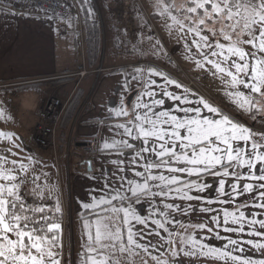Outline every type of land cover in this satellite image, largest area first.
Segmentation results:
<instances>
[{"label":"crops","instance_id":"1","mask_svg":"<svg viewBox=\"0 0 264 264\" xmlns=\"http://www.w3.org/2000/svg\"><path fill=\"white\" fill-rule=\"evenodd\" d=\"M64 1L69 4L76 16L46 15L33 8H22L11 0H0V112L3 113L0 116V132L14 134L11 139L0 137V157H6L9 161L7 164L0 161V169L12 168L10 162L13 160L22 162L26 165V170L19 169L17 165L14 174L18 173L23 177L21 188L28 193L45 198L57 196L63 198L62 194L65 192L69 210L75 214V217L71 216V218L80 225L77 229L68 231V235L63 238L64 241L68 239L69 244L72 243V239L75 241L74 247L71 245L66 251L65 264H85L89 241L88 231L82 230L81 223L83 220L91 223L98 217L107 218L105 222L109 223L113 231L119 228L125 243L128 227H132L135 233L142 234L137 236V241L148 248L147 252L143 247L134 248L131 255L106 251V255H110L113 261L119 260L120 264H129V262L144 264L145 261L147 264H157L152 256H156L163 264H238L232 260L225 261L202 254L200 245H203L204 251L209 249L222 251L228 239L243 241L237 246H228V251L232 255L259 264V261L264 260V250L254 245L257 242L264 243V237L249 235V232L264 230L259 229V225L249 227L245 224L243 233L226 231V228H237L239 225L232 224L230 216L229 223L225 224V211L234 213L240 209L245 212L249 220L264 219V210L258 207H242L262 202L254 199L253 195L244 194L233 201L235 195L233 185L236 183L234 176H224L222 168L216 169L221 173L220 175L211 172L203 173L199 177L188 176L186 173L176 174L183 182L196 181V187L188 192V195L193 197L190 200L178 198L179 194L164 198V203L181 206V211L172 213L168 218L178 223H168L159 215H151L157 209L163 210L161 197L141 195L137 200L128 190V181L137 182L142 179L134 175L133 168L136 171H144L139 166L144 161H137L136 165L131 164L134 151L140 147L139 142L129 140L136 147L123 149V154H120L119 148L116 150L103 148L105 142L129 139L117 135V130L112 126L126 123L130 117H116L114 112L121 105L131 112L138 99L142 98V93L149 90L157 93L153 99L165 101L162 106H157V111L167 110L182 117L185 113L176 110L178 105L181 108L199 107L202 109V115L208 119H220L226 116L233 123L248 128L254 134L253 142L264 144V121H259L258 112L240 111L233 105L230 97L225 95V91L231 89H226L221 79L213 76L214 69L211 65L206 64L204 68L196 67V59L191 56H196L198 53L192 44L197 37L187 31L188 27L194 26V20L186 19L187 13L183 9L182 12L175 11V8L181 6L186 9L188 7L185 4L186 0H162L163 3L175 6L171 15L180 23H174L170 17L159 15L161 0H130L129 4L117 0L116 5L112 7L114 23L108 26L103 22L96 1L92 0L98 15L101 40V55L95 70L86 66L85 29L80 8L76 0ZM144 2L147 8L141 6ZM137 4L140 5L138 11ZM154 20L158 22L159 30L164 32L170 45L186 48L182 52L189 53V56L183 55L186 58L184 59L186 65L183 68L178 65L175 56L171 53L161 55L163 61L153 60L150 43L154 39L151 25V21ZM181 23L184 25L183 29ZM213 23L214 20L206 22L203 28L206 29ZM168 25H172L171 29ZM133 31L134 38L130 34ZM106 32L112 33L115 46L117 36H122L121 50L111 52L108 49ZM170 57L173 61H169ZM81 64L85 65L88 72L84 78L78 80L75 73ZM137 69L143 70V75L139 78L140 82L133 79L137 75ZM149 69L164 73L166 77L183 85L188 92L182 93L181 89H176L172 85L165 87L159 76L151 77L158 83L151 89H146L144 82L149 79L147 75ZM63 77L65 78L59 80ZM78 86L84 90L85 98L71 122L65 156L61 157L50 148L39 146L33 139L35 126L39 121L38 109L52 97L69 96ZM165 90L175 95H185L192 103L181 104L179 101L164 97L161 93ZM240 91L245 95L248 94V90L243 89L242 86ZM199 99L218 109L219 114L204 109L203 105L198 103ZM143 101L147 103L148 98L144 97ZM188 115L192 114L188 113ZM91 141L94 142V148L91 152L85 153L82 148ZM80 142L85 145H79ZM85 160L91 161L90 169L84 164ZM119 161L124 163L121 164ZM234 171L237 174H247L246 169L239 167ZM165 175L169 174L165 173ZM221 181H224L223 191H221ZM251 182L242 181V183ZM0 183L5 182L0 180ZM106 184L107 189H105ZM178 186L172 185V187ZM62 188L65 191H62ZM201 188L203 190H200ZM117 189L121 195L130 198L124 202V206H128L131 213L148 221L146 226L137 223L131 215L128 217L129 224H124L123 213L115 214L111 211L113 206H121L120 201L94 206L101 197L110 200L111 196L116 195ZM152 191L159 189L153 187ZM84 205L91 207L86 208ZM205 208L211 211H201ZM86 210H96L95 212L98 213L90 216L89 212L84 214ZM184 210H187L186 214ZM254 213L259 215L253 216ZM213 217H219V222L213 223ZM153 219L161 220L165 228H157L151 223ZM200 224H206L208 227L204 229L195 227ZM156 232H159V235H155ZM92 233L95 234L94 227ZM190 236H196L198 239L195 249L190 244L181 242V238L187 240ZM105 243L109 242L105 241ZM238 248L242 250H237ZM191 251H195L196 254H185ZM74 252L79 255L77 263L74 262Z\"/></svg>","mask_w":264,"mask_h":264},{"label":"snow or ice","instance_id":"2","mask_svg":"<svg viewBox=\"0 0 264 264\" xmlns=\"http://www.w3.org/2000/svg\"><path fill=\"white\" fill-rule=\"evenodd\" d=\"M187 2L192 6L184 9L183 6L175 8L174 5L163 3L161 0L159 15L170 17L174 23H180L175 16L171 15L174 8L177 12L183 9L188 14L198 15L199 18L194 22V26L187 29L188 33L197 37L192 44L203 60V62L196 60V67L204 68L205 64L211 65L214 69L213 76L220 78L226 89H231V91L226 90L225 95L230 97L231 102L238 108L249 113L264 112V105H261L259 100H254V97L264 98V0H187ZM220 17H223L232 33H236L237 27L243 21L236 40H233L232 35L226 34L223 29L220 31L219 34L223 40L229 42L227 45L218 39L213 43L209 35L204 34L210 31L203 28L205 23ZM168 27L171 29L172 25ZM183 27L181 23V29ZM211 35L215 37L217 32L211 31ZM245 36L247 38L242 39ZM241 45L249 46L251 51ZM209 56L213 59H209ZM136 73L133 79L140 82L139 78L143 75V70L137 69ZM147 75L149 79L144 82L146 89L156 86L158 82L151 77L159 76L165 87L172 85L176 89H181L182 93L188 92L183 85L166 77L164 73L149 69ZM240 86L248 90L247 95L240 91ZM161 95L179 101L181 104L192 103L187 96L175 95L166 90ZM156 96L157 93L151 90L142 93V98L138 99L131 112L121 105L114 115L130 117V119L126 123H118L112 127L117 130V135L126 136L129 139L113 140L103 145L105 150L119 148L121 149L120 154H123V149L136 147L129 140L139 142L140 147L134 151L131 164L136 165L137 161H144L139 165L144 171H136L133 168L134 175L142 179L137 182L128 181V190L132 197H136L137 200L141 195L161 197L163 210L157 209L151 215H159L168 223H178L168 218L172 213L181 211V206L164 203V198L179 194L180 199H192L193 197L188 195V192L196 187V181L183 182L176 174L186 173L188 176L199 177L203 173L211 172L214 175H220L221 173L216 169L222 168L224 176L232 175L236 178V183L233 185L235 193L233 201L244 194L253 195L254 199L262 202L242 207H258L264 210V144L253 142L254 134L248 128L233 123L226 116L220 119H208L202 115V109L199 107L181 108L178 105L176 110L185 113L182 117L167 110L157 111V106H162L165 101L158 98L153 99ZM144 97L148 98L147 103L143 101ZM198 103L209 112L219 114L218 109L211 107L203 99H199ZM188 113L192 115L189 116ZM2 115L3 113L0 112V116ZM13 135L10 132H0V137L7 139H11ZM0 161L5 164L9 163L6 157H0ZM10 163L12 168L0 169V180L5 182L0 183V264H60L58 252L53 249L62 248V244L59 243L60 237L57 235L61 232L62 225L50 216L44 215L45 207L32 208L26 205L20 194L23 177L18 173L14 174L17 165L22 170H26V165L16 160ZM119 163L122 164L124 161H119ZM236 167L246 169L247 174H237L234 171ZM244 180L252 182L242 183ZM220 183L221 191H223L224 181ZM172 185L179 186L172 187ZM107 187L106 184L105 189ZM153 187L159 191H152ZM128 199L130 198L121 195L117 189L116 195L111 196L110 200L101 197L94 206L120 201L121 206H113L111 211L115 214L123 213L124 224H129L128 217L131 215L137 223L146 226L148 221L131 213L130 208L124 206V202ZM84 207L91 206L84 205ZM189 208H191L190 205ZM60 211L57 205L55 212ZM201 211L208 212L211 209L205 208ZM184 212L186 214L187 210ZM255 215L259 213H254L253 216ZM224 216L225 224L229 223L228 217L230 216V222L239 225L237 228H226V231L243 233L245 224L249 227L259 225V229L264 230V219L249 220L245 212L240 209L234 213L225 211ZM105 219L107 218L98 217L91 223H85V228L89 230L85 264H120L119 260L113 261L110 255H106V251H118L129 255L132 254L134 248L143 247L145 252L148 251L147 247L137 241V236H142V234H137L132 227H128L125 243L121 230L116 228L113 231ZM218 222L219 217H213V223ZM151 223L157 228H165V224L159 219H153ZM93 227L95 228L94 235ZM195 227L204 229L208 226L200 224ZM209 231H211L210 228ZM155 235H159V232ZM249 235L264 237V231L249 232ZM181 242L190 244L193 249L198 245L196 236H190L187 240L181 238ZM242 243L243 241L228 239L222 251L211 249L204 251L203 245H200V248L204 255L215 256L225 261L232 260L238 264H255L250 259H242L228 251V246H237ZM254 246L264 250V243L257 242ZM237 250H242V248ZM185 254L195 255L196 252L191 251ZM151 258L156 260L157 264H163L156 256ZM144 264H147V261ZM259 264H264V260L259 261Z\"/></svg>","mask_w":264,"mask_h":264},{"label":"built area","instance_id":"3","mask_svg":"<svg viewBox=\"0 0 264 264\" xmlns=\"http://www.w3.org/2000/svg\"><path fill=\"white\" fill-rule=\"evenodd\" d=\"M18 3L22 8H33L38 12L51 16H63L74 17L75 13L72 11L69 4L63 0H11ZM130 0H122L125 4H129ZM126 14V11H125ZM76 16V15H75ZM116 46L121 50L122 36H117ZM169 61H173L170 57ZM87 69L84 64L77 67L75 76L78 80H81L86 74ZM73 92L66 97L65 100H61L58 97H52L48 101L44 102L38 109L39 121L36 123L33 139L41 147L50 148L56 152V134L61 116L72 96ZM94 148V142L87 143L82 149L85 153H89ZM21 196L26 205L32 208L45 207L46 212L44 215L55 217L56 202L49 198L35 199L28 194V192L21 188ZM61 215L58 222L62 225V236L64 235V227L66 223V211L63 206V198L59 196ZM62 204V206H61ZM38 218V217H37Z\"/></svg>","mask_w":264,"mask_h":264},{"label":"trees","instance_id":"4","mask_svg":"<svg viewBox=\"0 0 264 264\" xmlns=\"http://www.w3.org/2000/svg\"><path fill=\"white\" fill-rule=\"evenodd\" d=\"M64 1V0H63ZM103 17V22L106 26L109 24L114 23V18L112 15V7H114L117 3V0H95ZM80 11H81V17H82V23L84 25V49H85V61L86 66L88 69L95 70L98 67L100 55H101V40H100V27L97 22L98 15L96 14L95 6L92 2V0H76ZM186 6H192L190 3L185 2ZM182 12V10L180 11ZM202 15V14H201ZM186 17L190 20H194L195 22L199 16L196 14H188ZM213 22V21H210ZM131 37H135V32H130ZM106 40L108 43V49L111 50V52H116L117 47L114 44V38L111 32H106ZM65 78V77H63ZM57 81V80H55ZM85 98L84 90L81 88V86H78L76 88V91L72 94L58 125L57 134H56V153L57 155H60L61 157L65 156V148L67 144L68 139V133L70 130L71 122L78 111L81 103L83 102ZM30 196H32L35 199L41 198L39 195H32L28 193ZM59 196L57 197H50L49 199L56 202V204L60 208V202H59ZM43 198V197H42ZM45 198V197H44ZM61 210V209H60ZM90 213V216L97 215L98 212L94 213L92 210H86L85 213ZM101 213V212H100ZM61 211L59 213H56L54 219L58 222L60 219ZM57 235L60 237L59 243L61 244V241H63L62 231L57 233ZM59 248H54L53 251L58 252L59 256ZM79 261V255L74 252V262Z\"/></svg>","mask_w":264,"mask_h":264},{"label":"rangeland","instance_id":"5","mask_svg":"<svg viewBox=\"0 0 264 264\" xmlns=\"http://www.w3.org/2000/svg\"><path fill=\"white\" fill-rule=\"evenodd\" d=\"M139 6L140 5L137 4V6H136L137 7L136 8L137 11L139 9ZM141 6L143 8L146 7L145 2H144V4L141 3ZM151 25H152V29H153V38L154 39L151 40L150 50L152 51V54L151 55H153L152 56L153 57V60H158V61L161 60V61H163L162 60L163 57L161 55H163V54L166 55L167 53H169V54L171 53V54H173L175 56V60L178 63V65H180V67L183 68V66L186 65V63H184V61H185L184 59H186V58H184L183 55L189 56L188 55L189 53H187V52L183 53L182 52L186 48H177V47H173L172 45H170V42H168L166 40V37L164 35V32H162V31L159 30V28H158V22L157 21H155V20L154 21H151ZM242 25H243V21H241L240 26L237 27L236 33H232L231 28L226 26L223 17H220V18L214 19V23L212 25H209V27L207 26L208 28H206V29L207 30H210V31L205 32L204 34L209 35V39H210L211 42L212 41H216L218 39V40H220V42H224V43L228 44L229 42L223 40L222 36L219 34L220 31L223 29V31L226 34H231L232 35L233 40H236L237 34L240 32V29H241ZM211 31H216L217 32V36L213 37L211 35ZM246 38H247L246 36L245 37H242V39H246ZM157 42H159V43H157ZM241 46L244 47L246 50L251 51V48L249 46H247V45H241ZM143 54H141V55H143ZM191 57H195L196 60H201L203 62L202 57L199 55V53H197L196 56H191ZM209 59H213V57L209 56ZM62 79H64V78H61L59 80H62ZM47 87H49V86H47ZM35 88L37 89V87H35ZM58 98H60V97H58ZM60 99L63 101V100L66 99V97L65 98H60ZM254 100H259L260 101V104L261 105H264V98L254 97ZM233 105H235V104H233ZM238 109L240 111H243L240 108H238ZM258 115H259V121H264V112H258ZM62 191H65L64 188H62ZM62 195H63V206H62V204H61V206L64 207L65 208V211H66V223H65V227H64V233H65L64 236H67L68 235V231H70L73 228L74 229H77V227L80 226V225L77 224V222L75 221V219L74 220L72 219L73 217H75L74 216L75 214L72 213V212H70V210H69V206L67 205V200H66V196H65L66 194H65V192H63ZM95 211L96 210H92V212H95ZM71 216H72V218H71ZM86 222L90 223V221H88V220H83V222L81 223V228H82L83 231H86L87 232L89 230L85 228V223ZM65 239H66V237H65ZM73 240L74 239H72V243H70V244H69L68 239H66V241H64L63 243L61 241L62 248H59V250H58L59 251V261H60V264H65V262H64V256L66 254L67 249H69L71 247V245H72V247H74V244H75L74 242L75 241H73ZM76 245L78 246V244H76ZM77 246H76V249H77ZM73 250H74V248H73ZM120 258H122V256H120Z\"/></svg>","mask_w":264,"mask_h":264},{"label":"water","instance_id":"6","mask_svg":"<svg viewBox=\"0 0 264 264\" xmlns=\"http://www.w3.org/2000/svg\"><path fill=\"white\" fill-rule=\"evenodd\" d=\"M79 145L82 146V145H85V143H81L80 142ZM84 164H86L87 168L90 169V166H91V161L90 160H85L84 161Z\"/></svg>","mask_w":264,"mask_h":264}]
</instances>
